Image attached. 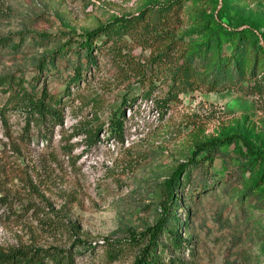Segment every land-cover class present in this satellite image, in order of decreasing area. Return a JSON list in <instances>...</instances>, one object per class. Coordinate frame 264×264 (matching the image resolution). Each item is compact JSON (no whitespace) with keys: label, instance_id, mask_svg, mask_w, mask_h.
I'll return each mask as SVG.
<instances>
[{"label":"rangeland","instance_id":"1","mask_svg":"<svg viewBox=\"0 0 264 264\" xmlns=\"http://www.w3.org/2000/svg\"><path fill=\"white\" fill-rule=\"evenodd\" d=\"M168 1L0 0V37L11 41L0 45V74L35 80L36 89L45 86L62 95L78 59L74 40L118 17L148 16ZM179 1L156 39L154 33L144 39L142 31L125 35L120 52L110 50V42L93 43L96 64L83 69L69 95L63 93V124L48 136L39 135L24 111L4 109L0 249H64L77 237L84 244L73 253L72 264H131L137 246L110 255L109 244L156 222L163 181L197 143L236 133L260 159L242 156L239 149L245 153L246 147L237 141L223 145L212 163L192 170L178 209L181 220L187 209L190 213L182 232L188 247L181 256L187 264H264V92L201 86L162 105L174 60L153 58L169 41L177 46L167 54L172 59L208 36L205 47L216 50L212 32L218 30L245 28L264 40V0ZM223 46L231 50L228 43ZM58 48L65 57L38 75V59H48ZM79 59L85 63L82 55ZM140 66L146 70L143 78L136 74ZM124 96L137 99L125 107L121 141L107 122ZM7 99L8 93L0 92V108ZM96 128L90 141L86 133Z\"/></svg>","mask_w":264,"mask_h":264},{"label":"trees","instance_id":"2","mask_svg":"<svg viewBox=\"0 0 264 264\" xmlns=\"http://www.w3.org/2000/svg\"><path fill=\"white\" fill-rule=\"evenodd\" d=\"M179 5V0H169L148 16L140 13L133 17H118L81 34L77 40H74L79 48L76 51L78 59L74 63L73 74L67 79L62 95L48 90L45 86L36 89L35 80L25 81L23 77H14L9 73L0 74V92L8 93L7 103L0 108V120L4 119L5 108L19 109L24 111L25 116L38 126L39 135L48 136L53 126L63 124V93L69 95L70 85L77 84L81 80L83 69L88 65L96 64L93 55L96 45L94 46L93 43L97 39H100L101 44L110 42L109 49L113 51L118 48L117 52H120L125 35L133 36L136 32L142 31L144 39H150L152 33L156 34L153 36L156 39L160 31L164 29L167 14L172 7L176 8ZM158 23L160 25L157 26ZM212 33L216 34L213 40L218 44L216 50L205 47L207 40L211 38L208 36L189 46L187 50L183 51L185 54L181 52L179 56H174L172 59L170 57L168 59L167 54L171 50L176 51L177 49V46L173 48V41H169L163 50L153 56V58L157 57L154 59L157 63L158 61L171 63L174 60L171 63L170 69L172 70L169 75L171 82L166 92V99L161 101L162 105L175 99L181 92H192L201 86H204L208 91H214L238 85L249 94L264 92V40L252 38V33L245 28L218 30ZM48 36L47 34L41 35L43 39H47ZM8 37L10 36L0 37V45L7 46L11 42ZM224 43L230 45L229 52H226ZM10 45L17 48L16 42H12ZM80 55L86 59L85 63L79 59ZM64 57V52L58 48L48 59L46 56L39 58L37 61L38 75L42 71L49 73L48 67L54 69L56 60ZM178 57H182L179 63L176 61ZM141 67L136 68V74L143 78L146 70ZM246 81L247 84L243 85V82ZM146 97H150V90L146 92ZM136 99V97L127 98L124 96L115 112L110 114L108 119L110 133L121 141H123L127 120L125 107L130 109ZM98 128L86 133V137L90 141L96 139ZM237 141H241L246 147L245 153L239 149L242 156H248L249 159L256 161L260 159L259 152L249 145L241 134L234 133L197 143L187 160L177 164L163 181L164 195L160 204V216L156 222L141 232L130 229L127 238L109 244V254L117 255L126 246H137L131 264H187L181 254L183 250L187 249L189 241L183 238L182 232L187 231L190 213L187 209L184 220H181L178 209L181 198L185 197L182 189L187 183H190L193 169L202 168L205 163H212L215 156L222 153L223 145ZM203 189H207L206 182L203 183ZM76 239L77 241L72 243V247L64 249L57 246L0 249V264H72L73 253L84 244V241L77 237ZM74 245L77 247L74 248Z\"/></svg>","mask_w":264,"mask_h":264}]
</instances>
